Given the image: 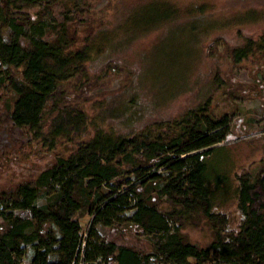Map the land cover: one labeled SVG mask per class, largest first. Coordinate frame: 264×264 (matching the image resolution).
<instances>
[{
  "label": "trees",
  "instance_id": "trees-1",
  "mask_svg": "<svg viewBox=\"0 0 264 264\" xmlns=\"http://www.w3.org/2000/svg\"><path fill=\"white\" fill-rule=\"evenodd\" d=\"M2 1L0 20L11 28V38L0 37V83L13 94L11 121L25 127L43 148L52 149L61 140L75 146L33 181L0 189V264H23L27 246L33 249L29 264H71L81 241L78 215L83 212L91 216L84 237L88 260L264 264V170L231 177L212 161V153L223 147L213 144L225 139L221 128L227 121L210 113L209 100L180 119L154 122L137 131L129 128L135 119L124 106L119 111L115 105L99 109L93 117L82 105L61 100L56 89L70 79H86L92 62L115 43L112 34L82 32L88 9L78 2L74 24L69 17L55 23L51 38L43 37L42 26L31 24L33 34L25 46L19 41L25 24L20 14H27L23 6L43 9L50 1L44 6L40 0ZM145 7L149 11L140 18L141 25L175 17V9L165 3ZM125 42L124 38L112 45L118 48ZM262 47L247 38L230 50V56L239 62ZM109 57L100 58L107 72L117 69ZM162 87L161 92L167 90ZM113 118L121 119L122 130L107 126ZM39 197L44 202L38 203ZM162 199L169 208L161 206ZM126 208L132 212L124 220L156 235L146 253L96 233V223L111 227ZM198 212L212 235L207 245L188 240L180 231ZM170 219L177 222L175 227H170Z\"/></svg>",
  "mask_w": 264,
  "mask_h": 264
},
{
  "label": "rangeland",
  "instance_id": "rangeland-1",
  "mask_svg": "<svg viewBox=\"0 0 264 264\" xmlns=\"http://www.w3.org/2000/svg\"><path fill=\"white\" fill-rule=\"evenodd\" d=\"M78 2L88 9L87 28L82 32L103 30L112 34L115 46L124 38L126 42L118 48L113 43L105 48L92 62L86 79L59 83L56 91L61 100L82 105L93 117L99 109L124 106L135 119L129 128L137 131L154 122L180 119L188 109L208 99L210 113L227 121L221 128L225 139L213 144L223 147L212 153V161L231 177L264 170V0H40L43 9L23 6L27 14H20L25 24L19 41L30 45L31 24L42 26L45 38L54 36L53 26L65 17L74 24L79 19ZM154 2L173 7L175 17L141 25L140 18L149 11L145 5ZM189 23L196 26L190 29ZM0 37L11 38V28L1 20ZM247 38L263 47L234 62L230 50ZM106 55L117 69L103 70ZM162 86L167 90L161 92ZM12 98V92L0 83V189L10 190L25 179L33 181L75 146L61 140L52 149L43 148L25 127L11 121ZM120 120L109 119L107 126L122 130ZM44 200L39 197L37 202ZM229 205L232 207V202ZM161 206L169 208L170 204L162 199ZM131 212L132 208H126L111 227L96 223V233L146 253L156 235L124 220ZM78 219L83 235L91 216L83 212ZM172 220L171 228L177 223ZM180 231L200 245H207L212 237L199 212L192 214ZM32 254V247L27 246L23 264L30 263ZM206 264L226 263L212 260Z\"/></svg>",
  "mask_w": 264,
  "mask_h": 264
},
{
  "label": "built area",
  "instance_id": "built-area-1",
  "mask_svg": "<svg viewBox=\"0 0 264 264\" xmlns=\"http://www.w3.org/2000/svg\"><path fill=\"white\" fill-rule=\"evenodd\" d=\"M86 235V231L83 232V235H81V241L79 244V248L77 250L76 256L74 259L71 261V264H106L105 261L101 258L98 257L96 259L88 260L85 256V251H84V246H85V240L84 237ZM209 262V261H207ZM207 262H204L203 264H206ZM111 264H114L111 263ZM169 264V263H165Z\"/></svg>",
  "mask_w": 264,
  "mask_h": 264
}]
</instances>
